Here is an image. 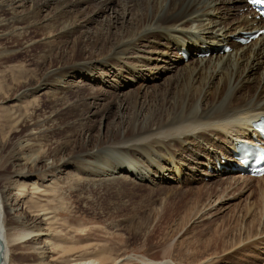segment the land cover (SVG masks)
<instances>
[{"label": "bare ground", "instance_id": "1", "mask_svg": "<svg viewBox=\"0 0 264 264\" xmlns=\"http://www.w3.org/2000/svg\"><path fill=\"white\" fill-rule=\"evenodd\" d=\"M94 1L0 0V40H6L12 36L20 40L27 33L35 34L28 41L27 47L43 46L46 54L40 58L39 62L43 66L51 60L53 51L59 50L61 54V59L56 58L52 68L47 69L39 80H35L37 86L34 87L36 83L32 79L22 76L15 77V80L18 78L21 80L22 77L21 81L10 80V87L26 89L24 92H27L26 97L29 98L30 103L36 100V91L41 89L53 105L48 114L28 126L26 132L19 137L17 153L12 157L11 162L12 172L7 176H1L4 179L0 182L4 181V184L0 187V264H122L125 262L245 264L242 259L239 261V255L250 242H255L256 237L251 234H246L245 237L241 234L244 238L238 236L237 241L234 238L232 242L224 241L220 249L218 244V249L204 247V250H196L193 245H188L186 250H182L180 246L174 247V241L171 239L172 242L168 240L162 246L160 245L159 258L123 259L117 258L118 256L112 257L106 252H96L89 257V253H92L90 252L92 244L80 248L71 246L74 243L71 240V242L64 241L61 233L53 227L54 221L52 222L49 217L51 216L49 209L39 205L38 202L29 204L33 192L40 190L39 183L33 181V176L37 172L49 171L50 173L56 167L68 168L74 164L72 161L77 157L75 154L77 152L73 148L75 136L79 138L84 130L80 131L82 126L79 122L83 121L86 114H91L92 110L99 109L100 102L103 101L102 97L105 96V92H98L91 88V92L87 95L89 99L94 100L91 110L85 98L81 96L83 93L70 90L69 78L76 75L88 76L100 66H109L111 70L114 62H119L122 59L121 56L134 47H137V51L142 52L140 54L143 56L130 58V63L126 64L127 67L123 69V73L117 72L115 75L127 74L133 78H141L145 84L149 82L151 76L155 75L154 72L157 73V79H161L165 74L177 73L176 78L170 80L166 87L168 93L174 89V96L171 99L174 102H171L173 106L169 113L163 114L165 109L169 108H160L152 115V118L143 123V126L137 124L139 121L135 118V121L129 124L131 128L127 131L120 127L118 129L109 127L108 134L111 136H106L99 147L109 146L112 150L126 154L138 153L139 164L142 162L143 169H147L148 173L142 177L133 178L135 174L132 175L123 169L124 167L121 170L117 167L116 169H119L117 172H123L128 178L120 176L118 180L112 179V181L94 180L92 187L94 191H98V194L117 192L127 185L131 187H137L139 184L154 185L158 180L161 183L166 181L169 184L173 182L180 184L182 179L196 176L200 167L205 168L198 176H202V179L196 177L200 182L206 177L231 175V169L237 163V160L231 156L236 144L244 139L251 143L256 136L252 124L264 116V96L258 93L259 88L254 96L251 95L253 88L250 86L251 80L258 81L261 86L264 85V70L261 77H252L256 67L264 64V35L249 45L234 43V40L243 37L244 33L264 29V23L257 20L250 11L240 15L247 8L242 0H141L144 5H151L152 15L149 16L147 11L134 9L137 13L128 22L125 17L129 8H126L125 13L120 14L115 10L116 8L110 7L109 2L112 0H104L97 4L93 3ZM134 1L138 0H131L128 3L133 4ZM45 8L49 9L46 13H44ZM108 8L113 10V15L105 18L107 30L99 27L95 32H89L88 26L102 13L107 12ZM42 13L46 15L41 19ZM125 22L128 27L124 28V31H116L115 26L124 25ZM62 43L65 44L64 50L59 46ZM225 46H232L236 52L225 53L223 51ZM159 47L163 50L157 51L156 48ZM67 48L73 52L70 58H64L67 55L63 52H66ZM90 48H95L96 54L84 57ZM183 49H187L191 54L192 59L188 61V64H184L183 57L179 56V51ZM1 50L2 48H0V61L12 60L16 55L15 52ZM208 52L212 55L206 59L203 55ZM153 62L156 63L154 70L146 74L148 69L145 67ZM161 63H164L163 66H160ZM109 72H106L105 76L108 77ZM56 76L59 78L54 79ZM6 81V77L0 75V85ZM100 82L104 81L100 79ZM129 82H133L132 78ZM20 91H22L21 88ZM21 95L7 101L11 104L9 109H5L6 113L15 111L14 108L20 110L23 107L20 106L23 100L19 99ZM71 95H74L73 100L70 98ZM42 128H44L43 133L40 131ZM53 136H61V139L54 148H51L53 143L50 144V139ZM197 139L213 142L212 149L203 146L205 151H209H207L205 163H202L199 151L188 163H182L181 159L170 157L172 145L183 148L187 141L194 142ZM209 146L212 145L209 144ZM81 147L84 148V145ZM190 149L189 146L183 148L184 152H190ZM69 150L71 152L68 155ZM154 150L159 152L161 158L166 156L167 159L169 156L167 159L169 164H167L174 166L176 174L173 175L171 167L164 171L157 169V163L152 162L153 159L150 158L152 156L150 153ZM2 151L0 143V154ZM152 157L155 158L156 155ZM50 159H53L52 164L42 165ZM223 159L227 162H223ZM217 163L224 165V170L209 172L208 168H217ZM14 176L21 177V182L18 180L15 182L21 183L23 190L17 193L18 198L16 197V201L11 204L12 188L8 185H11ZM181 177V180L177 179ZM69 178L64 179L68 181V184L70 183V189L72 188L73 192H85L84 184L87 180L81 176ZM230 178L232 181L235 180L233 177ZM234 178L239 181L247 179L241 173L236 174ZM249 180L262 182L264 177L249 178ZM6 181H8L7 185ZM129 182L132 185L127 184ZM218 203L222 204L221 201ZM24 209L25 212L21 216L17 215L5 221L15 212L24 211ZM200 217L204 218L202 215ZM200 217L197 219L203 220ZM79 250L82 251L79 252ZM262 250L264 251V247ZM260 261L264 263V257Z\"/></svg>", "mask_w": 264, "mask_h": 264}, {"label": "rangeland", "instance_id": "2", "mask_svg": "<svg viewBox=\"0 0 264 264\" xmlns=\"http://www.w3.org/2000/svg\"><path fill=\"white\" fill-rule=\"evenodd\" d=\"M102 1L104 0H95L93 3L96 2L95 4H97ZM130 1L112 0L109 4L112 9L116 8L115 10L120 14L125 13L129 8L127 11L128 17H125L127 22L135 16L137 9L147 11L149 16L152 15L151 5L145 4V6L141 0L134 1L135 4H129L128 2ZM134 9L136 10L134 11ZM46 11H49V9L45 8L44 13ZM110 11L108 8L107 12L102 13L96 21H93L88 26V31L95 32L96 28L99 27L107 30L105 18L113 15V10ZM44 13H42L41 19L46 15ZM127 22L124 25H116V31H124V28L128 27ZM33 35L35 36V34L27 33L20 40H17L15 36L9 37L6 40H0L1 51L16 53L12 58L13 61L10 59L0 61V75L4 78L6 77L7 80L6 83L0 85V143L3 148L0 154V177L7 176L12 172L11 162L13 160L12 157L17 153V144L20 141L19 137L26 132L28 126L36 121L38 122L48 114L53 105L41 89H39L40 91L37 89L36 100L30 103L29 98L26 97L27 92H24L26 90L24 87H18V89L12 88L9 85L11 81H21L22 77L32 79L36 83L37 81L35 80H39L40 76L47 69L52 68V64L55 63L56 58L61 59L60 51L55 50L52 52V58L47 65L43 66L39 64L40 58L44 57L43 55L46 53L41 45L27 47V43ZM64 45V43L59 45L62 50L65 49ZM156 49L157 51L163 50L162 47ZM232 51L236 52V49ZM96 52L95 48H90L84 57L94 55ZM136 52H138L137 47L125 52L119 62L113 63V71L112 69L110 70L109 66H100V68L98 67L96 71L88 76L76 75L69 78L70 90L72 92L78 91V93H83L81 96L85 98V101L89 105L87 106L91 107V110L92 106H94V100L87 97L92 90L91 88L96 89L98 92H105L104 97L106 99L102 97L103 101L100 102L101 106L99 109L92 110L91 114H86L87 116L85 115L83 121L79 122L82 126L80 131L84 130L79 138L75 136L73 148L77 152L75 153L77 157L72 161L74 164L68 168L56 167V170L52 169L53 171L50 173L49 171H39L33 176V181L39 183L41 191L35 190L33 192L29 204L38 202L39 205L48 208L51 215L49 217L52 222L54 221L53 227L61 233L64 241H72L74 243L71 246L80 248L92 244L90 246V252L92 253L87 254L89 257L91 256L90 254H96V252H106L112 257L118 256L117 258L123 259L159 258L161 254V249L159 248L168 242V240L169 242L174 241V247L180 246L182 250H186V246L188 245H193L196 250H204V247L213 249L217 248L218 244V248L220 249L224 241L232 242L234 239L237 241L240 236L242 238L246 234H251L256 237H254L255 242H250L248 247L241 252L239 261L242 259L245 264H249V262L264 264L260 261L264 257V251L262 250L264 247V235H262L264 233V181L249 180L248 177L245 181H239L234 178L236 174H225L214 178L206 177L203 179L204 181L200 182L198 179L202 176H198L205 169L204 167H200L198 174L196 173V176L193 178H177L182 179L180 184L178 182L169 184L166 181H162L161 183L158 180L156 182L160 183L155 182L154 185L148 184L145 186L139 184L140 187L123 186L117 191L118 193L112 191L107 194H98V191L93 190V181L96 179L112 181V179L118 180L120 176L127 177L123 172H117L123 167V169L132 175L135 174L132 176L133 178L142 177L148 173L147 169H143L142 162L139 164L140 161L137 158L140 156L138 153H134V155L130 153L126 154L112 150L109 146L99 147V144L105 140L106 136H111V134H108L109 127L113 129L120 127L127 131L128 128H131L129 124L133 123L135 118L139 121L137 124L143 126V123L152 118V115L158 109L169 108L163 112V114H167L173 106L171 102H174V100L172 101L171 99L174 96V89H171V92L168 93L166 92V87L170 80H174V77L176 78L177 73L165 74L161 79L158 78V80L157 73L154 72L155 75L151 76L149 82L147 81L145 84L141 78H133L127 74H123L122 76L115 75L127 67L126 64L130 63V58L139 55L143 56L140 54L142 52H138V55H136ZM63 53L67 55L64 58H70L73 55L70 48H67L66 52ZM154 56L157 57V55ZM159 58L161 59L162 57ZM153 63L145 67L148 69L146 74L154 70L153 67L156 66V63ZM163 64L161 63L160 66H163ZM263 70L264 64L259 65L256 67L252 77H261ZM106 72H109L108 77L105 76ZM16 76H22L21 80L18 77L15 80ZM57 78L59 76H56L54 79ZM131 78L133 80L132 83L129 82ZM100 79L104 82H100ZM32 83H30V86H32ZM18 85L21 84L18 83ZM35 86H37V83ZM250 86L253 88L251 95L254 96L258 91L262 97L264 96V85L261 86L258 81L251 80ZM20 88L22 91H20ZM260 89H262V92H260ZM20 94L22 95L19 99H23L20 106L23 107L20 110L14 108L15 111L6 113L5 109H9L8 107L11 104L7 101L10 98L20 96ZM70 98L73 100L74 95H71ZM95 113L97 114L94 115ZM85 125L86 127L84 128ZM40 131L43 133L44 128L40 129ZM60 139L61 136H53L50 139V144L53 143L51 148H54L60 142ZM209 144L212 146H209ZM81 145H84V148ZM185 146L191 148L190 152H184L183 148ZM203 146L211 147L210 149L214 148L212 141L197 139L193 142V140H189L183 145V148L172 145L170 157H173L172 159L174 157L179 158L182 160V163H188L194 159V154H197V151H199L202 163H205L209 151H205ZM69 152L71 151H68V155ZM82 152L84 154H81ZM150 154L154 157L156 155L155 158L157 160L152 156L150 158L154 160H151L152 162L157 163V169L164 171V169L168 170L171 167L173 175L176 174L174 166L168 165L167 159H169V156L167 159L166 156L161 158L157 150H154ZM52 161L53 159L46 160L42 165H50ZM117 167L119 169H116ZM195 168L197 169V166ZM212 171L214 172V169ZM151 172L153 171L151 170ZM68 175L81 176L84 180H87L88 183L84 184L85 192H73L72 188L70 189V183L68 184V181L64 179L69 178L70 176ZM230 177H233L235 180L232 181ZM2 179L4 178L1 177L0 180ZM16 180L21 182V177L14 176L11 185H8L10 186L9 188H12L11 204L16 201V197L18 198L17 193L23 190L21 183L15 182ZM7 182H5L6 185ZM3 184L4 181H1L0 187ZM127 184L132 185L131 182ZM217 201H221L222 204H219ZM24 212L25 209L24 211L15 212L5 221L11 220L12 217H16L17 215L21 216ZM201 215L204 218L200 217ZM199 217L203 220H198L197 218ZM241 234L244 235L242 236ZM81 251L79 250V252ZM122 264H136V262H125Z\"/></svg>", "mask_w": 264, "mask_h": 264}]
</instances>
